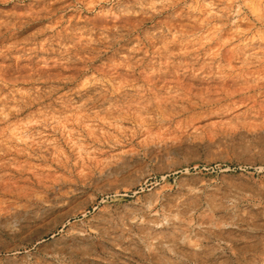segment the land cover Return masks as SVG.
Returning <instances> with one entry per match:
<instances>
[{
	"label": "rangeland",
	"instance_id": "rangeland-1",
	"mask_svg": "<svg viewBox=\"0 0 264 264\" xmlns=\"http://www.w3.org/2000/svg\"><path fill=\"white\" fill-rule=\"evenodd\" d=\"M0 264H264V0H0Z\"/></svg>",
	"mask_w": 264,
	"mask_h": 264
},
{
	"label": "bare ground",
	"instance_id": "bare-ground-1",
	"mask_svg": "<svg viewBox=\"0 0 264 264\" xmlns=\"http://www.w3.org/2000/svg\"><path fill=\"white\" fill-rule=\"evenodd\" d=\"M145 227H146V230H149V231L152 230V227L149 226V225H147V226H145ZM75 237H76V236H75ZM75 237L72 238V239H73L72 241L75 240V239H74ZM77 237H78V236H77ZM38 238H39V237H38ZM181 238H182V237H181ZM40 239H41V237H40ZM38 240H39V239H38ZM97 242H98V241H97ZM72 243H73V242H72ZM143 246H144V245H143ZM165 249H166V248H165Z\"/></svg>",
	"mask_w": 264,
	"mask_h": 264
}]
</instances>
